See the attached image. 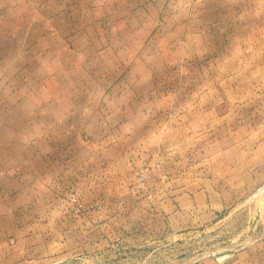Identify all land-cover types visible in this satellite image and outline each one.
<instances>
[{"label":"rangeland","instance_id":"374dc122","mask_svg":"<svg viewBox=\"0 0 264 264\" xmlns=\"http://www.w3.org/2000/svg\"><path fill=\"white\" fill-rule=\"evenodd\" d=\"M163 15L0 0V264H264V25L194 58Z\"/></svg>","mask_w":264,"mask_h":264},{"label":"crops","instance_id":"0c3cea01","mask_svg":"<svg viewBox=\"0 0 264 264\" xmlns=\"http://www.w3.org/2000/svg\"><path fill=\"white\" fill-rule=\"evenodd\" d=\"M158 5L164 12L163 23L168 25L166 41L177 39L182 52L184 53L186 47L187 55L194 58L244 57L249 51L241 46H225L224 34L232 31L236 33L237 40L245 41L246 36L250 38L252 34V25H264V0H158ZM221 10H226L229 14L222 15ZM184 39L186 42H183ZM165 45L168 46V42ZM239 62L242 64L236 63V69L233 67L235 71L255 70L256 65L250 63L246 67L244 59ZM217 65V70H224L221 67L223 63ZM209 69L205 68L206 71ZM263 148L264 142L261 144V149ZM259 149L260 147L257 153ZM258 163L255 165L258 166Z\"/></svg>","mask_w":264,"mask_h":264}]
</instances>
